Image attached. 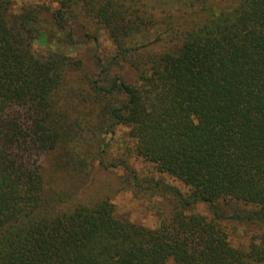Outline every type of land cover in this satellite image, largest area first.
<instances>
[{
	"label": "trees",
	"instance_id": "1",
	"mask_svg": "<svg viewBox=\"0 0 264 264\" xmlns=\"http://www.w3.org/2000/svg\"><path fill=\"white\" fill-rule=\"evenodd\" d=\"M53 1L0 0V264H264V228L226 226H264V0ZM78 19L113 49L67 85L81 60L33 42H75ZM118 125L188 188L155 182L176 198L154 226L79 196Z\"/></svg>",
	"mask_w": 264,
	"mask_h": 264
},
{
	"label": "rangeland",
	"instance_id": "2",
	"mask_svg": "<svg viewBox=\"0 0 264 264\" xmlns=\"http://www.w3.org/2000/svg\"><path fill=\"white\" fill-rule=\"evenodd\" d=\"M17 6L22 0H16ZM51 7L57 4L53 0H46ZM47 21L51 14H47ZM79 18V17H78ZM47 21L44 23L48 28ZM71 30L75 42H57L53 38L37 39L33 42L36 50L58 49L74 59H80L82 70L74 75V79L67 81V85L86 84V78L94 76L97 70L95 64L96 56L103 59L112 51L113 44L104 30H96L86 20L78 19L72 24ZM61 34L64 32L61 31ZM98 36L97 43L92 36ZM117 70L126 71L125 66L117 67ZM76 77V78H75ZM107 119V116L105 117ZM105 119V120H106ZM107 154L105 155V167L99 168L95 165V173L92 183L79 193L82 197L102 196L110 194L115 205V211L119 216L126 217L131 221L145 225L154 226L156 212L160 209L168 213L176 196L171 189L163 184L177 188L181 193H186L188 188L180 180L167 173L158 171L150 162L137 156L132 152V141L127 135V129L118 125L114 133L107 135ZM124 161L131 172L125 171L119 162ZM110 164H114L111 166ZM136 174V177L133 174ZM160 181V188L155 187V182ZM197 213L207 214L208 208L205 204H197L192 207ZM227 229L232 236L234 244H246L258 233L262 232L264 226L243 221H227Z\"/></svg>",
	"mask_w": 264,
	"mask_h": 264
}]
</instances>
